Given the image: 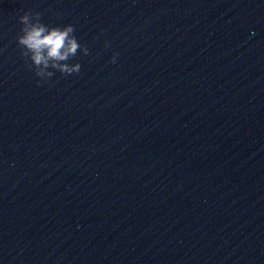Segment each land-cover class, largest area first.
Instances as JSON below:
<instances>
[{"label": "water", "instance_id": "95a60500", "mask_svg": "<svg viewBox=\"0 0 264 264\" xmlns=\"http://www.w3.org/2000/svg\"><path fill=\"white\" fill-rule=\"evenodd\" d=\"M0 264H264V0H0Z\"/></svg>", "mask_w": 264, "mask_h": 264}, {"label": "clouds", "instance_id": "9594fccd", "mask_svg": "<svg viewBox=\"0 0 264 264\" xmlns=\"http://www.w3.org/2000/svg\"><path fill=\"white\" fill-rule=\"evenodd\" d=\"M40 14L30 15L28 13L20 17L23 25L22 35L18 37V45L24 49L23 55L31 61L30 68L35 69V75L47 83L44 78H51L54 72L48 71L49 68L55 69L65 76L79 74L81 65L67 63L74 58L81 50L74 32L73 25L68 24L64 27H51L40 22ZM84 55H88V49H83ZM119 53H114L110 63L115 65Z\"/></svg>", "mask_w": 264, "mask_h": 264}]
</instances>
